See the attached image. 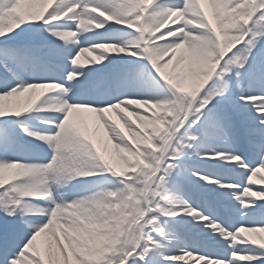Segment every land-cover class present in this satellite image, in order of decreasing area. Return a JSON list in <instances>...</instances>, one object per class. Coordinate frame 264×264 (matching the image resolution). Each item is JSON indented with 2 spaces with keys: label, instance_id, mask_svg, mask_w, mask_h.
Instances as JSON below:
<instances>
[{
  "label": "snow or ice",
  "instance_id": "obj_1",
  "mask_svg": "<svg viewBox=\"0 0 264 264\" xmlns=\"http://www.w3.org/2000/svg\"><path fill=\"white\" fill-rule=\"evenodd\" d=\"M37 2L0 0V264H264V0Z\"/></svg>",
  "mask_w": 264,
  "mask_h": 264
},
{
  "label": "bare ground",
  "instance_id": "obj_2",
  "mask_svg": "<svg viewBox=\"0 0 264 264\" xmlns=\"http://www.w3.org/2000/svg\"><path fill=\"white\" fill-rule=\"evenodd\" d=\"M53 6L51 5L48 0H38L37 3H34V4H30V5H27L25 7V12H30V13H33V19H39V13H44L46 9L50 10V7ZM203 7H205L206 11L208 12L209 14V17L211 18L212 16V10H211V7L209 5H203ZM96 52H86L82 57H81V60H80V65L81 66H93L95 63H96ZM170 72L172 71L171 69V66L169 67L168 69ZM175 75L178 76V77H183L185 78V83H187V79H186V69L181 67V68H177L176 72H175ZM45 90L44 89H37L34 93L31 94V100L34 99V96L35 97H38L40 96V94L42 92H44ZM35 100V99H34ZM33 100V101H34ZM28 101V95H26L25 97H22L20 98L19 101L17 100H12V105H15L17 103H20L21 105L25 102ZM85 115V118L86 120L88 121L89 123V134L92 136L93 140L95 143H97V147L100 148L101 150H103V147L104 145L102 143L99 142V139L97 137V134L95 132V128L92 126L93 123H94V116L90 113H86L84 114ZM115 118V117H114ZM99 137H103V129L101 128L100 129V132H99ZM106 140V138H104ZM110 151H114V150H111V145H108ZM113 162L115 163V159L113 157ZM264 177V172L260 173L255 179V183L253 184V186H257V187H264V183H261V178ZM242 236L249 239V240H256L257 243H259L260 239L264 238V233H249V232H245V233H242ZM178 264H192V262L190 260H186V261H183V262H178Z\"/></svg>",
  "mask_w": 264,
  "mask_h": 264
},
{
  "label": "rangeland",
  "instance_id": "obj_3",
  "mask_svg": "<svg viewBox=\"0 0 264 264\" xmlns=\"http://www.w3.org/2000/svg\"><path fill=\"white\" fill-rule=\"evenodd\" d=\"M109 51H110V50H109ZM34 98H35V96H34ZM10 102L12 103V100H10V101H6L5 103H7V104H11ZM84 116H85V115H84ZM259 174H260V173H259ZM259 174H258V175H259ZM252 187H253V189L258 188L257 186H252ZM47 239H48V237H42V238H41V241L44 242V241H46Z\"/></svg>",
  "mask_w": 264,
  "mask_h": 264
}]
</instances>
